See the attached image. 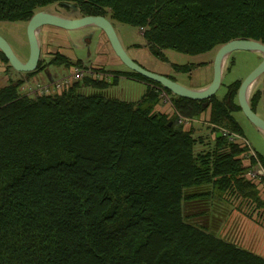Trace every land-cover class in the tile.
I'll list each match as a JSON object with an SVG mask.
<instances>
[{
    "label": "trees",
    "instance_id": "1",
    "mask_svg": "<svg viewBox=\"0 0 264 264\" xmlns=\"http://www.w3.org/2000/svg\"><path fill=\"white\" fill-rule=\"evenodd\" d=\"M57 3L143 30L164 61L168 50L200 55L234 38L264 42V0H0V21H29ZM51 58L68 70L92 66L60 52ZM114 74L149 86L131 101L109 94L117 77L88 75L46 95H23V77L0 87V264H264L222 228L240 195L259 200L247 174L254 157L246 166L247 145L222 133L244 137L235 115L243 80L197 100L135 70ZM162 92L174 98V118L154 110ZM261 97H251L255 111ZM208 110L201 127L179 122Z\"/></svg>",
    "mask_w": 264,
    "mask_h": 264
},
{
    "label": "rangeland",
    "instance_id": "2",
    "mask_svg": "<svg viewBox=\"0 0 264 264\" xmlns=\"http://www.w3.org/2000/svg\"><path fill=\"white\" fill-rule=\"evenodd\" d=\"M46 9H49L55 13H60L63 15H68V16L71 13H77V12H74L73 10L71 11L67 10L66 7L58 3L55 5H51L47 7ZM77 14L81 15L80 13H77ZM27 24H28V21H23V20H19L15 22L4 21V20L0 21V33H2L7 38L9 43L13 46L14 51L23 60H27L29 53H30V44L28 41ZM121 26L122 27H120L119 31L122 34H126V31L127 32L130 31L129 38H134L136 34V30H138L137 27L132 26L131 24L129 25L121 24ZM45 27L46 26L43 25V27H41L40 29V31L42 30V33H41L42 38H41V43H40L42 44V48H41L42 52L40 56L41 61H42V66L38 70H36L33 74H31V76H29L27 72L15 70L14 68H12L10 64L6 60L3 59L0 53V87H3V85L10 83V81L12 80H17L18 78L23 77L24 79H26V82L20 87L22 89L21 93L25 95L27 94V91H28V90L26 91V89H30L29 85H31L32 82L33 83L40 82V80L36 79L38 74L40 73L38 71L42 69L45 66V64H47V60L52 59L51 58L52 54L58 53L57 48H56L58 46H56L53 40H51V36L52 37L54 36L56 39L63 40L64 38L63 35L65 34L66 38H68V46L65 48V51L68 53L76 54L77 57L81 58L86 63H92L95 59H99V58H102V59L109 58L108 57L109 53L107 56V53L105 51L104 35L100 32V29H96L97 31L95 32L87 31L85 34H82L81 31L86 28L72 29V30L60 28L62 32L60 31L59 28H57L58 29L57 31H59L60 33L57 32V34L52 35L51 33V35H48L47 34L48 32ZM140 31H143V30H140ZM218 48L219 47H216L214 48V50L200 53V55L183 54V53H180L174 50L172 51L168 50L166 52L168 56L167 61H164L160 59L159 57L158 58L161 61L165 62L162 65H165V67L167 68L170 67L172 62L181 63V64H187V63L194 64L193 69L187 72L177 71L174 68L170 69L169 71V73L172 76L174 75L177 81L186 85L187 83L201 81L205 77L206 73L202 65L205 62H207L209 59L211 61L215 59L216 51ZM53 51H56V52H53ZM261 59H262V53L260 51L256 52V51H250V50H244V49L233 51V53L229 56L225 64L224 76L222 79L223 83L217 91L218 95L224 96L223 94L226 92V86L229 85L231 82H234L240 79L243 80L245 76H247L252 70H254L257 67ZM122 63H123V68L130 71V69L125 65L123 61ZM63 70L65 72L68 71V69L65 68L64 66L62 69L60 68V66L58 67L56 64L51 63L45 69V72L43 71V75L46 76L47 78H50L51 75H55L56 72H61ZM46 82H50V81H46ZM108 91H109V94L112 96L124 98L127 100H129V98H127L129 95L131 94L133 95L134 93V96H137V94H139V89H133V87H131L129 83L125 84L122 81H120V83H116V85L111 87ZM258 91L260 92V94H262V97L257 106V113L260 114L264 118V73L253 84L251 92H250L251 97L254 95V93ZM161 96L163 97L162 101L164 100V102L162 103H167V105H169L170 112L159 111L157 109V105L155 106L154 110L159 113L163 112L167 114L168 117L174 118L177 114L175 104H174V98L171 95L167 94L166 92H162ZM237 97L236 99H238ZM235 115L239 123H241L242 132H243L244 137L248 138L252 148L257 152H261L264 158V135L262 131L259 130L253 122L250 121V119L246 116V114H244L243 110L235 112ZM209 117H210L209 110L202 113V115L200 116L192 117L194 118V120H192L188 125H186V129H189L191 124L193 125L196 122L207 121ZM196 125H198V127L202 126L199 124H196ZM237 204H239V202H237ZM240 211L241 210H237V213H239ZM262 213L264 214V210H262ZM230 219L225 220L224 221L225 224L222 227L224 230L225 236L230 235L231 237H234L235 239H239V241L243 242L245 245L249 247L252 246V248H259L260 246H262L260 244H257L258 240H260L259 238H261L260 235H258L259 237L256 240L253 236L250 235L249 240H247L248 242L247 244L246 238L242 236V234L240 235V233H242V229L244 228L243 225L245 222L243 221L244 223L242 222L241 224L238 222L235 223L234 222L236 219L235 218L234 221L233 220L231 221L232 225H229L228 222L230 221ZM233 225L236 228L235 227L233 228ZM248 230L251 233L252 231L251 227H249ZM256 244L258 245V247ZM259 250L263 251L264 249H259Z\"/></svg>",
    "mask_w": 264,
    "mask_h": 264
},
{
    "label": "water",
    "instance_id": "3",
    "mask_svg": "<svg viewBox=\"0 0 264 264\" xmlns=\"http://www.w3.org/2000/svg\"><path fill=\"white\" fill-rule=\"evenodd\" d=\"M43 25H53L68 30L86 28L87 26L102 28L109 42H111L114 51L129 69L135 70L158 83H162L165 87L170 89L172 93L174 92L179 96L190 97L197 100L211 98L216 94L223 83L222 79L224 76L225 64L233 51L243 49L256 52L260 51L262 53L261 61L254 70L244 77L237 95L239 105L244 114H246L250 121L253 122L264 135V118L252 108L250 94L253 84L264 73V42L258 39L234 38L222 44L217 49L213 62L214 75L212 82L205 87L193 88L163 73L148 69L137 62L126 50L123 41L120 39L117 27H115L113 22L103 14H88L86 16H81L77 13H71L68 16L55 13L49 9L35 12L27 24L28 41L30 44V53L27 60L21 59L14 51L13 46L9 43L7 38L3 34H0V50L4 52L15 70L31 72L37 69L41 60L42 48L39 29L43 27Z\"/></svg>",
    "mask_w": 264,
    "mask_h": 264
},
{
    "label": "crops",
    "instance_id": "4",
    "mask_svg": "<svg viewBox=\"0 0 264 264\" xmlns=\"http://www.w3.org/2000/svg\"><path fill=\"white\" fill-rule=\"evenodd\" d=\"M121 24H123V23H118V22L114 23L115 27H117L120 39H121V41H123V44H124L126 50L128 51V53L130 55H132V57L137 62H139L141 65L146 66L147 68L154 70L155 72H160V73H163L165 75L172 76L169 73V71H170V69H173V67L171 65L168 68L165 67V65H162L165 62L161 61L159 58L157 59V57L152 55L149 47L147 46V44L144 41L143 33L139 30V28H138V30H136V34H135L134 38H129L130 37V31L129 32L126 31V34H122L119 31L120 27H122ZM44 26H46L45 28L48 32L47 33L48 35H51V33H52V35L57 34V32H59V31H57L58 30L57 28H59V29L61 28V27H56L53 25H44ZM96 29H100V32L104 35L105 51L107 53V56L109 53V56H108L109 58L95 59L92 63H86L81 58L77 57L76 54L68 53L65 51V48L68 46V38H66L65 34L64 35L62 34L64 37L63 40L56 39L54 36L53 37L51 36V40H53L54 44H56V46H58V47H56L57 51L62 53L64 56L70 58L72 61L73 60L74 61L82 60L84 62V64H86V65L89 64V65H92V66L97 67V68L102 67L103 69H106L107 71H109L113 75L112 78L108 79V81H112L115 77H117V83H120V81H122L125 84L129 83V85H131V87H133V89H139V94H137V96H134V93H133V95L131 94L127 97V98H129V101L139 100L140 97H142L145 94V91L147 90L149 83L145 80L143 81V80H141L135 76H132V75L129 76V75L124 74V75H117L114 77V75H115L114 73H116L117 71L128 72L129 70H126L123 68L122 61L120 60L119 56L114 51L111 42H109V39H108L105 31L102 28H95L92 26H87L86 29H83L81 32H82V34H85L87 31L95 32V31H97ZM60 31L62 32L61 29H60ZM41 33H42V30L39 31L40 43H41V38H42ZM55 42H57V43H55ZM53 52H56V51H53ZM52 56H53V54L51 55V57ZM50 60L51 59L47 60V64H45V66L38 71L40 73L38 74L36 79L40 80V82L42 81V83L56 79L57 77H59V75H62L65 73V71L63 70L64 72L63 71L56 72L55 75H51L50 78H47L46 76H44L43 71L45 72V69L48 67L49 64H51L49 62ZM213 61H211L209 59L207 62H205L202 65V67H204V69H205L206 75L201 81L187 83L186 85L191 86L193 88H201V87H205L208 84H210L212 82V78L214 75ZM59 66H60V68L63 69V65H59ZM107 66L110 68H108ZM162 102H164V100L160 101L157 104V109L159 111L170 112L169 105H167V103H162ZM200 123H201L200 121H199V123L196 122V124L201 125ZM257 153L259 155H261V157L263 159V163H264V158L262 156V153L261 152H257ZM244 164L246 166L250 165L251 159L246 156V158L244 160ZM256 185H257V189H258L257 193H258L259 200L252 195L247 196V197H243L242 195H240L236 200L237 202H239V204H236L234 212L232 213L233 215H231L232 217H230L231 219L228 223H229V225H232L231 221L232 220L234 221L235 218H236L234 221L235 223L238 222L241 224L244 221L245 222V223L243 222L244 228L242 229V233H240V235L242 234V236H244L246 238V242H247V240H249L250 235L253 236L255 238V240L259 237L258 235H260L261 238H259L260 240H258L257 244H260L262 246H260L259 248H252V246L249 247V246L245 245L243 242H240L239 239H235L234 237H231L230 235H228V237H231L232 239L240 242L242 244V246H244L245 248L251 249V250L257 252L258 254L264 256V250L263 251L259 250V249H264V240H263L264 239V214L262 213V210H264V191L258 183H256ZM237 210H241V211L239 213H237ZM234 227L235 226L233 225V228ZM249 227H251L253 232L251 231V233H250V231L248 230ZM256 227H258V228H256ZM247 244H248V242H247ZM257 247H258V245H257Z\"/></svg>",
    "mask_w": 264,
    "mask_h": 264
},
{
    "label": "built area",
    "instance_id": "5",
    "mask_svg": "<svg viewBox=\"0 0 264 264\" xmlns=\"http://www.w3.org/2000/svg\"><path fill=\"white\" fill-rule=\"evenodd\" d=\"M88 75H92L95 78L102 79H110L112 78V74L108 71L105 70H99L96 69L92 66H79V65H74L73 68L70 70L66 71L64 74L59 75L56 79H53L50 82H32L31 85H29L30 89H26L28 96L31 95H46L49 93H56L60 92L61 90L69 87L74 81L83 79L84 77H87ZM28 83V82H27ZM24 93V92H23ZM24 95V94H23ZM194 118L192 117H185L184 115H179V122L188 125ZM222 133L224 135H227L230 140L234 141H241L244 145H247V157L250 159L254 157L256 164L254 167L249 169L247 172L248 177L256 181L264 190V165L260 161L259 154L257 151H255L251 144L250 141L248 140L247 137H242L238 133L233 132V131H228V130H223Z\"/></svg>",
    "mask_w": 264,
    "mask_h": 264
},
{
    "label": "flooded vegetation",
    "instance_id": "6",
    "mask_svg": "<svg viewBox=\"0 0 264 264\" xmlns=\"http://www.w3.org/2000/svg\"><path fill=\"white\" fill-rule=\"evenodd\" d=\"M0 34H2V33H0ZM13 68V67H12Z\"/></svg>",
    "mask_w": 264,
    "mask_h": 264
}]
</instances>
